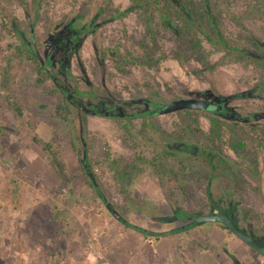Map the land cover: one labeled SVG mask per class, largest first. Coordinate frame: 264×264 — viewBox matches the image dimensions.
<instances>
[{
	"label": "rangeland",
	"instance_id": "374dc122",
	"mask_svg": "<svg viewBox=\"0 0 264 264\" xmlns=\"http://www.w3.org/2000/svg\"><path fill=\"white\" fill-rule=\"evenodd\" d=\"M251 1L234 0L235 11L246 10ZM131 3L0 0V264H264L262 254L220 222L185 225L191 223L185 212L200 214L223 206L241 228L264 242V148L256 147L254 140L246 138L251 152L259 156L257 176L247 168L250 157L230 147L228 130L218 141L227 160L237 167L244 163L242 189L221 168L209 180L210 195L203 182L193 180L190 196L183 190L184 181L159 178L152 168L134 175L129 167L130 176L121 175L124 164H135L139 152L154 155L156 149L163 154V133L145 138L139 132L144 117L137 112L151 107L153 101L162 107L181 97H205L220 103L219 116L227 122L264 127V98L255 88L263 81V69L225 61L198 73L204 65L193 58H174V36L159 29L160 49L155 56L165 52L167 58L157 68L136 63L121 71L102 50L120 45L122 53H141L145 26L138 12L110 18L113 8L125 9ZM103 5L106 8L99 12ZM1 15L11 30L4 28ZM91 19L96 26H88L74 43L70 35ZM246 24L264 39L263 12L256 11ZM238 29L233 22L226 24L232 35ZM16 45L31 51L38 48L41 57H51L54 67L47 69L56 78L40 82L34 62L26 55L15 56L5 84L3 69L12 51L18 53ZM221 55L212 50L210 60ZM56 81L72 100L67 119L55 114L56 96L49 89ZM84 110L86 119L81 118ZM210 114L213 111L193 113L204 133L209 131ZM185 118L192 121L179 111L155 115L168 132ZM249 130L256 135L257 131ZM197 134L198 138H186L180 156L190 155L192 148L198 151L206 142L202 133ZM79 135L84 138L91 172L78 161L74 142L79 146ZM47 143L61 162L57 169L46 152ZM244 209H249L247 217Z\"/></svg>",
	"mask_w": 264,
	"mask_h": 264
},
{
	"label": "trees",
	"instance_id": "16d2710c",
	"mask_svg": "<svg viewBox=\"0 0 264 264\" xmlns=\"http://www.w3.org/2000/svg\"><path fill=\"white\" fill-rule=\"evenodd\" d=\"M107 3L110 0H106ZM234 0H132V3L125 9L113 8V13L110 18L127 16L131 11L136 10L138 15L142 19L145 26V33L139 41V48L141 53L134 54L129 50H125L122 53L120 45H114V47H107L102 50L103 55L109 53L115 60L121 71H125V66L129 64H144L148 67L157 68L159 62L162 59L167 58V53L162 52L159 56H155L159 47L158 30L170 32L176 40V49L173 51L172 56L176 59L187 61L190 59H196L201 62L204 67L199 71L213 70L217 68V65L224 63L225 61L241 62L250 64L256 67H260L264 71V39L259 36L254 30H250L247 21H251L256 16V11L260 10L264 14V0H252L249 3V7L246 10L235 11ZM106 8L103 5L99 12H102ZM260 14V13H259ZM4 22L3 26L6 30L12 28L8 25L7 19L4 15H1ZM94 19H91L87 25H80L70 35L74 43L78 42L82 31L88 26L95 27L93 24ZM233 22L239 26L236 30V34L228 33L226 30V24ZM45 44V43H44ZM206 44L210 45L211 49L206 47ZM13 44H9V47H13ZM45 48V46H44ZM47 49V47H46ZM18 53L12 51V56L6 59V65L4 67V83H9L10 64L12 57H23L34 62L37 73L40 75V82L43 79L56 78L55 73H52L48 66H53L55 61L51 57H41L38 48H34L33 51L27 49L26 46H17ZM212 50L221 51L222 55L220 59L216 61L210 60ZM63 67V66H62ZM255 88H260L258 96L264 98V75L263 81L255 85ZM51 94L56 96V116L62 119H67L72 112V107L69 102L72 100L62 90V86L58 81L54 87L49 89ZM8 101L16 110L20 111V107L17 103L7 96ZM222 101V99L220 100ZM219 101V102H220ZM220 103H214L216 107L213 114L209 115L210 127L208 133L199 128L197 125L196 117H193V113L199 110L183 109L178 110L182 115L186 114L192 121L184 119V123L177 127L174 131L168 132L162 129L158 121L155 120V115L159 113L160 103L156 101L152 102L151 107H146L145 110L137 112L144 117L143 123L139 132L145 138L161 137L163 133V154L160 151L154 149V155H147L145 152H139L136 155V163L126 162L121 169V175L127 176L128 168L133 170V174L138 172L146 173L147 170L152 168L153 172L159 177H167L168 180L184 181L182 187L186 194L193 196L192 181L196 183L203 182L204 189L208 195H210V184L215 169L221 168L224 171H228V174L233 178L236 186L240 189L245 184V179L241 175V167L244 163H240V167L235 166L223 155V151L218 146V141L222 142L225 136L226 130L229 131V145L238 154L245 157H250V162L247 168L252 174L259 175V156L258 153L252 151L249 147V143L246 138L254 140L256 147L264 148V127L259 126L256 123L248 125L240 124L236 121L227 122L225 118L219 116L218 112ZM164 105V104H163ZM81 118H87V112L84 110L81 112ZM84 123L82 122L80 131L83 130ZM250 123V122H249ZM257 131L255 136L250 135V130ZM174 132V135L172 134ZM197 132L202 133L205 136L206 142L202 143L198 151H190L188 156H180L178 152L184 151L187 143L186 138L192 136H198ZM263 137L258 138L257 136ZM198 138V137H196ZM208 139V141H207ZM198 140V139H197ZM175 142H179V147L174 146ZM199 142V140L197 141ZM78 144L74 142V146L77 148V157L80 165H83L85 169L92 170V163L88 158V153L84 147V138L79 135ZM51 144L47 143L45 149L49 157L51 158L52 166L57 169L58 165H61L60 160L55 153L51 151ZM171 149V152L169 150ZM197 152V153H196ZM199 152V153H198ZM171 157H174L171 159ZM172 160V161H171ZM200 167H198L199 165ZM198 165V166H197ZM246 167V166H245ZM91 172V171H90ZM130 176V175H129ZM91 187H94L90 183ZM99 196L103 199L105 194L100 190L97 191ZM109 204V203H108ZM215 205V204H214ZM212 204V206H214ZM218 207V205H217ZM216 207V209H217ZM223 207V206H221ZM227 209V208H226ZM186 218L191 223L185 225L196 224L195 221L190 218L191 215H195L194 212H185ZM245 217L248 216L249 209H244ZM197 214V213H196ZM258 217L257 212H253ZM183 226V225H182ZM182 228V227H180ZM229 232L232 233L229 229ZM260 241V240H259ZM264 241V240H263ZM261 243H264L260 241ZM250 249L254 250L249 246Z\"/></svg>",
	"mask_w": 264,
	"mask_h": 264
},
{
	"label": "water",
	"instance_id": "95a60500",
	"mask_svg": "<svg viewBox=\"0 0 264 264\" xmlns=\"http://www.w3.org/2000/svg\"><path fill=\"white\" fill-rule=\"evenodd\" d=\"M183 109L215 110L216 107L214 106V102L205 97L188 96L174 99L162 105V107L159 108V112L168 113ZM190 218H192L196 224L208 222H220L224 224L225 227L232 231L238 238L264 256V243H261L254 235L241 228L226 208L219 206L216 210L195 214L190 216Z\"/></svg>",
	"mask_w": 264,
	"mask_h": 264
},
{
	"label": "flooded vegetation",
	"instance_id": "af4514ba",
	"mask_svg": "<svg viewBox=\"0 0 264 264\" xmlns=\"http://www.w3.org/2000/svg\"><path fill=\"white\" fill-rule=\"evenodd\" d=\"M211 101V100H210ZM191 216H193V215H191Z\"/></svg>",
	"mask_w": 264,
	"mask_h": 264
}]
</instances>
